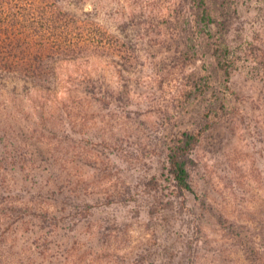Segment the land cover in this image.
<instances>
[{
  "label": "rangeland",
  "instance_id": "374dc122",
  "mask_svg": "<svg viewBox=\"0 0 264 264\" xmlns=\"http://www.w3.org/2000/svg\"><path fill=\"white\" fill-rule=\"evenodd\" d=\"M0 4L7 32L45 43L17 92L0 84L15 161L34 166L22 193L60 211L44 264H264V0ZM201 129L185 191L170 149Z\"/></svg>",
  "mask_w": 264,
  "mask_h": 264
},
{
  "label": "trees",
  "instance_id": "16d2710c",
  "mask_svg": "<svg viewBox=\"0 0 264 264\" xmlns=\"http://www.w3.org/2000/svg\"><path fill=\"white\" fill-rule=\"evenodd\" d=\"M10 6L0 4V84L8 86L12 83L14 88L12 92H17L18 86L13 82L16 81L15 73L20 66L21 55L27 54L34 48L40 49L45 43L41 35L34 36L18 32L12 34L5 30L10 20V13L7 10ZM52 37L60 41L61 36ZM236 53L237 49L228 44L223 37L219 54L220 66L229 76ZM8 58L11 59L7 60ZM13 59H16L13 65L7 63ZM24 88L29 86L24 85ZM203 132L201 129L183 133V136L170 149V173L177 187L182 190L195 191L190 181L188 163L191 153L201 141ZM18 136L15 129L9 132L0 124V264H44L47 259L45 254L50 251L47 245L58 241L56 237L59 232L55 229L59 227L61 220L60 211L58 209L54 211L55 204L47 196L38 198L22 193L24 190L16 175H26V173L29 175L34 166L30 163L15 161V154L20 153L17 152ZM7 144L10 152L5 149L8 148ZM26 146L28 147L29 144L27 143ZM47 242L49 244L46 245ZM50 246L54 249L53 255L58 257L64 253L58 244L55 247ZM51 259L53 260L49 258Z\"/></svg>",
  "mask_w": 264,
  "mask_h": 264
}]
</instances>
